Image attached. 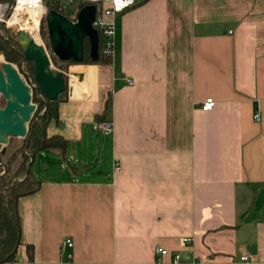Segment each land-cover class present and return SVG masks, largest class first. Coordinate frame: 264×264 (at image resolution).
<instances>
[{"label": "crops", "instance_id": "crops-1", "mask_svg": "<svg viewBox=\"0 0 264 264\" xmlns=\"http://www.w3.org/2000/svg\"><path fill=\"white\" fill-rule=\"evenodd\" d=\"M115 27L109 64L69 71L12 264H264V0L138 1Z\"/></svg>", "mask_w": 264, "mask_h": 264}, {"label": "trees", "instance_id": "trees-1", "mask_svg": "<svg viewBox=\"0 0 264 264\" xmlns=\"http://www.w3.org/2000/svg\"><path fill=\"white\" fill-rule=\"evenodd\" d=\"M46 6L48 11H59L57 3L51 0L46 2ZM82 8L84 6H81L80 10ZM63 15L67 16L65 12ZM45 18L46 16L40 22V37L46 47L50 48ZM19 33L9 31V28L0 23V55L6 62L16 65L20 75L29 79V82L25 81L32 89V102L38 104L39 110L35 111L29 123L27 136L22 140L21 146L4 155L0 153V264H12L15 260L16 249L21 244L19 200L36 193L40 187V182L31 171L34 159L39 154L51 150L63 152L66 146L62 137H49L47 129L52 121L58 119V105L61 102V97L67 92V79L64 76L66 91L60 94L55 101L47 100L34 82V65L24 58L18 42ZM101 42V36L98 34L99 56L96 61H93L89 56V43L88 40H84L83 62L68 61L63 63L73 65L109 64V59L104 58L101 54Z\"/></svg>", "mask_w": 264, "mask_h": 264}, {"label": "water", "instance_id": "water-1", "mask_svg": "<svg viewBox=\"0 0 264 264\" xmlns=\"http://www.w3.org/2000/svg\"><path fill=\"white\" fill-rule=\"evenodd\" d=\"M95 12L93 6H86L79 11L76 23H73L54 10L48 11L45 20L50 50L60 62L82 63L84 40H88L91 59H98V34L92 26ZM18 42L25 60L34 65L37 89L47 100L55 101L66 91L64 74L51 68L46 50L36 44L26 32L19 33ZM77 76L82 78V75ZM1 101L4 102L3 106ZM35 111L31 87L12 64L5 61L0 63L1 155L6 153L9 139H24L27 136Z\"/></svg>", "mask_w": 264, "mask_h": 264}, {"label": "built area", "instance_id": "built-area-1", "mask_svg": "<svg viewBox=\"0 0 264 264\" xmlns=\"http://www.w3.org/2000/svg\"><path fill=\"white\" fill-rule=\"evenodd\" d=\"M50 0H0V23L3 24L6 28H18V32L24 31L21 28L20 21L10 23V18L12 17L15 8L20 2H23V6L27 5H39L42 8V13L38 18V27H37V36L40 43L38 45L42 46L45 50V44L40 37V22L44 16L48 13L46 2ZM56 2L58 5V13H64L62 6L60 5L61 0H51ZM67 2L72 3L77 1L79 3V8L75 14L66 13L65 16L69 21L76 23L77 15L80 11L81 6H93L95 8V19L92 24L96 32L101 36V54L104 58L114 59L116 57V27H115V18L118 15H121L135 6L138 1L144 0H66ZM64 16V15H63ZM25 19L23 15L20 20ZM26 32V31H24ZM27 33V32H26ZM28 34V33H27ZM29 35V34H28ZM30 36V35H29ZM31 38V37H30ZM128 85H132L131 80H126ZM215 106V102L212 98H207L201 105V110L204 112L211 111ZM254 120L259 121L258 114L254 115ZM96 130L103 135L112 134V125L109 123H103L96 127ZM187 242V240H185ZM73 247V243L70 239H66L61 244V251H64L66 248L70 249ZM156 254L164 256L167 254V251L158 248L156 249ZM250 259L248 257H242L241 261L248 262ZM178 256L175 255L173 262L177 263Z\"/></svg>", "mask_w": 264, "mask_h": 264}, {"label": "rangeland", "instance_id": "rangeland-1", "mask_svg": "<svg viewBox=\"0 0 264 264\" xmlns=\"http://www.w3.org/2000/svg\"><path fill=\"white\" fill-rule=\"evenodd\" d=\"M60 5L62 6V8H63V11L65 12V13H69V14H75L76 12H77V10H78V8H79V3L77 2V1H73L72 3H70V2H67L66 0H61L60 1ZM9 31H11V32H13V33H16V32H18V28H10L9 29ZM45 44V43H44ZM45 48H46V53H47V55H48V57H49V61H50V66H51V68L54 70V71H60V72H62L63 74H64V76L66 77V79H67V89H68V76H69V71L70 70H73L74 69V67H82V66H86V65H91L90 63H84V64H77V65H73V64H70V63H67V64H65V63H62V62H60L53 54H52V52H51V50H50V48L49 47H46V45H45ZM0 58H1V61H0V63H2V62H4L5 61V59L3 58V56H1L0 55ZM103 60V59H102ZM6 62V61H5ZM30 63H32V62H30ZM33 64V63H32ZM17 70H18V68L16 67V65H14V64H12ZM22 76V75H21ZM22 78L24 79V80H27L28 82H29V79L27 78V77H23L22 76ZM30 78V77H29ZM63 96H65V95H63ZM62 96V97H63ZM33 103V102H32ZM35 106H36V110H39V106H38V104H35V103H33ZM1 105L3 106L4 105V102L3 101H1ZM41 110V109H40ZM42 111V110H41ZM101 137V136H100ZM99 138V136H97V138H95V140H96V143L94 144V148L96 149L97 148V144H98V139ZM22 140L23 139H18V138H11V139H9V142H8V144H7V146H6V152H11V151H13L15 148H17V147H20L21 146V144H22ZM96 152H97V149H96ZM95 155H97V154H95ZM41 159H39V160H37V159H35V162L33 163V165H32V169H31V171H32V173L33 174H35L38 178H39V176H40V172L42 171V172H44V168H52V167H59V165L61 164L60 163V160L59 159H56V158H54V157H52L51 155L50 156H47V157H45L44 158V162H45V164L43 165V166H45L44 168H42V170H40L41 169V166H42V164H41ZM45 174V173H44Z\"/></svg>", "mask_w": 264, "mask_h": 264}, {"label": "bare ground", "instance_id": "bare-ground-1", "mask_svg": "<svg viewBox=\"0 0 264 264\" xmlns=\"http://www.w3.org/2000/svg\"><path fill=\"white\" fill-rule=\"evenodd\" d=\"M42 13V8L39 5H25L23 2L17 5L14 10L12 17L10 18V23L22 22L21 28L26 31L30 37L35 41L36 44H39V38L37 36V27H38V18ZM25 16V19H21L22 16ZM1 61V58H0Z\"/></svg>", "mask_w": 264, "mask_h": 264}]
</instances>
